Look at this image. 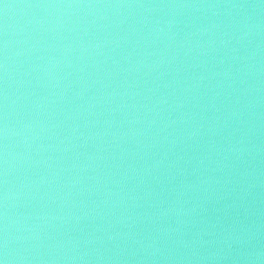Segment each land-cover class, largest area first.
Listing matches in <instances>:
<instances>
[{"label": "water", "instance_id": "95a60500", "mask_svg": "<svg viewBox=\"0 0 264 264\" xmlns=\"http://www.w3.org/2000/svg\"><path fill=\"white\" fill-rule=\"evenodd\" d=\"M0 264H264V0H0Z\"/></svg>", "mask_w": 264, "mask_h": 264}]
</instances>
